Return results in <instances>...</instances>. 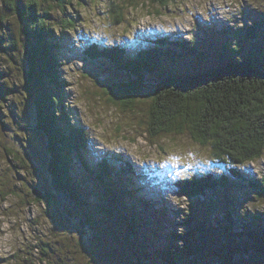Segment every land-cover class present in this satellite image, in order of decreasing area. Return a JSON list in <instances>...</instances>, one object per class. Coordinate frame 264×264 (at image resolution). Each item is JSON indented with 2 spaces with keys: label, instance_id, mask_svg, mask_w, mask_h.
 Instances as JSON below:
<instances>
[{
  "label": "rangeland",
  "instance_id": "obj_1",
  "mask_svg": "<svg viewBox=\"0 0 264 264\" xmlns=\"http://www.w3.org/2000/svg\"><path fill=\"white\" fill-rule=\"evenodd\" d=\"M69 2L64 12L51 8L46 20L54 24L69 16L75 22L54 37L61 79L68 83L57 91V100L70 113V124L83 127L90 137L84 161L91 169L74 156L71 174L75 189L92 203L87 212L93 214L96 228L81 226L77 210L70 209L64 198L53 206L31 194L30 183L43 190L47 187V168L45 162L41 164L47 140L33 128V105L24 99L28 98L25 92L12 91L14 80L15 89L23 88L24 63L10 42L17 39L20 49L24 37L18 34V19L0 2V71L4 72L0 77V264H123L128 247H117L114 240L131 236L130 218L144 242L142 251L134 248L148 257L171 242L168 233L187 230L188 213L194 222L204 223V231L196 229L197 253L182 254L178 264H205L220 257L235 240L251 243L247 232L264 226V186L258 190L233 181L226 189L208 190L203 196L181 195L174 185L178 179L223 172L213 163L210 146L199 145L186 132L150 137L149 88H144L132 108L109 101L108 87L135 77L102 59H89L87 51L93 44L98 48L119 45L134 52L148 44L147 38L162 34L193 39L203 55L199 61L166 59L162 73L168 68L199 71L229 56L264 59V0H173L165 6L156 0ZM113 5L121 10L119 24L113 22ZM162 76L146 75L143 82L150 86ZM100 160L115 164L106 177L109 187L95 176ZM120 170L124 176L116 173ZM241 172L264 179V152ZM117 193L130 195L121 203L123 208L113 205ZM139 199L145 204L136 203ZM95 204L110 210L108 219L98 218ZM60 208L72 213L68 216Z\"/></svg>",
  "mask_w": 264,
  "mask_h": 264
},
{
  "label": "trees",
  "instance_id": "obj_2",
  "mask_svg": "<svg viewBox=\"0 0 264 264\" xmlns=\"http://www.w3.org/2000/svg\"><path fill=\"white\" fill-rule=\"evenodd\" d=\"M156 1L165 6L173 0ZM0 2L18 19V34L24 37V40L20 41V49L17 39L10 42L11 47L21 55L20 61L24 63L23 88L15 89L17 80H14L12 91L14 94H22V90L25 92L28 98L24 99H28L33 105L31 110L34 113L33 128L47 140V154L45 160L41 162V164L45 162L47 168V187L43 190L30 183L31 194L36 201H44L53 206H58V200L64 198L65 202L71 204L70 209L77 210L81 226L94 229L96 220L93 214L91 216L87 212L92 209V203L75 189L74 177L71 174L74 156L79 164L91 169L84 161L90 137L83 127L70 124V113L63 111L62 104L59 107L57 100V91L68 83L61 79V63L56 53L57 44L54 37L69 26H74L75 22L69 16L54 24L46 20L49 18L48 11L51 8L57 7L64 12L70 2L69 0H0ZM113 6L115 7L112 10L115 11L113 22L119 24L122 21L121 10L119 6ZM2 29L0 27V31ZM147 39L148 44L140 46L134 52H129L127 48L119 45L98 48L93 44L87 52L89 59L93 61L102 59L120 72L135 77L131 82L108 87L105 93L109 94V101L120 103L124 108H132L144 88H149L146 98L150 99L147 110V132L150 137L186 132L199 145L210 146L212 161L223 167V172L219 175L206 173L178 179L174 183L176 190L183 196L195 198L203 196L208 190L226 189L233 181H241L252 189H261L264 186V179L250 178L241 170H245V164L257 160L264 152V59L249 60L229 56L221 63L205 65L199 71L168 68L169 72L162 73L165 68L164 60L197 58L199 61L203 60L200 58L203 57L202 52L193 39L185 40L162 34L152 35ZM156 73L164 76L156 84L150 85L151 87L146 86L143 82L145 76ZM3 74L4 72L0 71V77H4ZM5 75L9 77L8 73ZM2 79L4 82L8 80ZM25 106L27 107V104ZM113 167L115 164L109 163L108 160H100L97 163L98 170L95 172L98 175L95 176L106 187H109L106 177L111 174ZM116 173L122 176L125 174L123 170ZM127 186L134 195L136 192L132 183L128 182ZM33 190L40 194H33ZM11 192L17 194L15 190ZM113 197L115 202L113 205L120 206L124 198L130 195L117 193L113 194ZM136 203L144 205L145 201L139 199ZM95 205L99 207L96 214L98 218L106 216L108 219L110 210H104L99 204ZM60 209L68 216L72 213L70 209ZM185 222L187 230L168 233L167 238L171 242L147 257L145 252L138 251L143 250L144 242L133 225L136 222L130 218L131 236L113 238L117 247H128L123 264H178L182 254L192 257L197 253L195 247L199 242L195 240L196 229L204 231L202 230L204 223L194 222L191 213L186 214ZM84 223L86 225H83ZM247 234L251 243L235 240L226 250H222L220 257L205 264H264V226Z\"/></svg>",
  "mask_w": 264,
  "mask_h": 264
},
{
  "label": "water",
  "instance_id": "obj_3",
  "mask_svg": "<svg viewBox=\"0 0 264 264\" xmlns=\"http://www.w3.org/2000/svg\"><path fill=\"white\" fill-rule=\"evenodd\" d=\"M33 194H35V195L37 194L38 195L40 193H38L36 190H33Z\"/></svg>",
  "mask_w": 264,
  "mask_h": 264
}]
</instances>
